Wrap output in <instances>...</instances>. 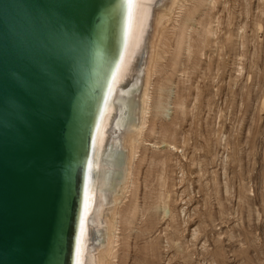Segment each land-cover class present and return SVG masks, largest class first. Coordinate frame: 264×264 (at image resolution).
Wrapping results in <instances>:
<instances>
[{
    "label": "rangeland",
    "instance_id": "obj_1",
    "mask_svg": "<svg viewBox=\"0 0 264 264\" xmlns=\"http://www.w3.org/2000/svg\"><path fill=\"white\" fill-rule=\"evenodd\" d=\"M173 7L152 41L149 111L116 205L126 219L136 210L128 226L116 217L110 262L264 264V0Z\"/></svg>",
    "mask_w": 264,
    "mask_h": 264
},
{
    "label": "water",
    "instance_id": "obj_2",
    "mask_svg": "<svg viewBox=\"0 0 264 264\" xmlns=\"http://www.w3.org/2000/svg\"><path fill=\"white\" fill-rule=\"evenodd\" d=\"M115 2L0 0V264H49L57 245L65 264L100 23Z\"/></svg>",
    "mask_w": 264,
    "mask_h": 264
},
{
    "label": "bare ground",
    "instance_id": "obj_3",
    "mask_svg": "<svg viewBox=\"0 0 264 264\" xmlns=\"http://www.w3.org/2000/svg\"><path fill=\"white\" fill-rule=\"evenodd\" d=\"M156 1L116 0L107 18L101 19L96 52L98 82L93 86L97 90L92 97L87 142L76 179L65 264H111L115 258L112 250L116 242V217L128 226L135 213L136 208L130 205L126 219L116 205L132 175L136 139L145 127V115L149 111L150 78L158 60L156 42L152 41L158 38V29L178 0H164L166 3L155 11ZM111 19L114 20L112 33L108 24ZM185 26L186 22L181 29ZM151 28L150 37L149 34L146 37ZM261 29L257 24V30ZM108 36L113 43L106 52ZM158 95L154 108L166 112L161 104L162 96ZM261 104L260 111L264 108V97Z\"/></svg>",
    "mask_w": 264,
    "mask_h": 264
},
{
    "label": "snow or ice",
    "instance_id": "obj_4",
    "mask_svg": "<svg viewBox=\"0 0 264 264\" xmlns=\"http://www.w3.org/2000/svg\"><path fill=\"white\" fill-rule=\"evenodd\" d=\"M17 104L19 106V108L21 109V111L23 110V101L21 100H17ZM57 251H58V245H57ZM57 251H54L53 253V257L50 260L49 264H60L59 259H58V255H57Z\"/></svg>",
    "mask_w": 264,
    "mask_h": 264
}]
</instances>
